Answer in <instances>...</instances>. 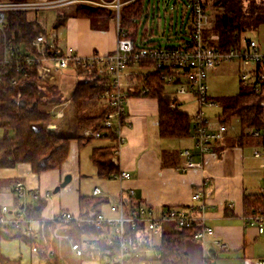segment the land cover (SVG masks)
Here are the masks:
<instances>
[{
	"label": "crops",
	"instance_id": "obj_1",
	"mask_svg": "<svg viewBox=\"0 0 264 264\" xmlns=\"http://www.w3.org/2000/svg\"><path fill=\"white\" fill-rule=\"evenodd\" d=\"M61 26V39L57 37L61 46L70 44L81 55L86 56L93 51L108 53L115 48L116 33L112 19L102 25L97 19L69 16ZM126 69L122 85L130 83V90L136 89L134 76L143 69L138 67V64H131ZM51 75L54 81L53 70ZM74 75L73 87L79 78L77 72ZM73 87H69L71 89L65 92L68 94ZM123 90L127 93L124 103L125 123L121 127L123 142L115 154L118 171L129 172L128 178H112L111 174L109 177H101L91 161L93 149L113 144L112 140L98 138L97 143L87 146L91 140L80 145L73 139L69 143L67 157L57 168L34 172L28 162H18L13 167H8L3 173L5 179L0 177V206L7 205L10 211L20 209L28 212V207L34 205L39 208L41 218H51L61 209L69 210L78 216L79 197L90 195V187L98 186L102 190L101 197L106 199L100 207V212L107 217L116 216L109 206L120 193L123 197L124 215H128L130 209L139 204L153 207L157 214L171 206L186 208L194 215L202 214L205 224L213 227L214 232L206 235L203 241L194 237L185 240L189 264H204L210 260L218 264H253L257 257L264 256V233H258L255 225L245 221L248 212L244 209L243 197L245 194L259 191H249L244 183L246 170L250 168L246 166V137L239 138L238 133H231L227 127L222 138L214 143L213 150L204 155L200 167L183 170L185 160L180 151L183 148H193L192 136L160 137L157 100L149 96L133 95L128 88ZM187 100L184 103L177 101L178 107H185ZM69 107L70 102L67 99L62 104L41 106V109L64 113ZM198 110L197 107L196 112ZM257 144L256 140L252 151L259 149ZM196 159L198 160L197 156ZM67 175L70 176L69 181L61 186L63 189L60 187L54 191ZM263 177L264 171L260 186ZM1 180L8 182V185L5 186V182L3 186ZM16 181H22L28 191L36 189L39 199L34 201L29 192L23 196L25 198L16 196L12 190ZM82 182L87 185L86 192L80 190ZM128 189H132L133 194H128ZM197 191L201 192V197L192 199V194ZM57 229L67 232L61 226H57ZM178 229L172 222H166L163 226L164 232H174ZM4 234L0 235V259L16 261L18 264H39L37 254L31 250V244L23 238ZM139 235L143 244V247H140L142 256L153 257L158 251L156 242L153 241L158 238L160 242L161 237L152 235L144 226ZM215 240L221 241L224 246H219ZM73 244L74 242L67 238L54 241L55 254L60 263L101 264L98 259H82L74 252ZM26 247L29 251L25 250Z\"/></svg>",
	"mask_w": 264,
	"mask_h": 264
},
{
	"label": "trees",
	"instance_id": "obj_2",
	"mask_svg": "<svg viewBox=\"0 0 264 264\" xmlns=\"http://www.w3.org/2000/svg\"><path fill=\"white\" fill-rule=\"evenodd\" d=\"M120 1V26L126 32L125 36L133 41L134 50L177 46L159 45L151 37L155 31L153 28L148 29L147 22L151 15V2L154 0ZM212 3L215 13L210 27L204 31V39L221 50L227 51L240 47L245 30L255 29L264 24V0H212ZM67 7H69L67 12L63 10L58 13L54 27L57 28L65 23L69 16L97 19L102 25L111 19L114 20L115 17L114 9L107 6L76 3ZM191 16L192 9L187 0V7L181 15L180 24H176L172 16L169 18L170 21H175L170 25V29L175 30L174 33L171 31V34H175L176 40L182 41L180 45L188 41L191 34ZM39 33H45V29L35 18H30L26 11H8L3 25L0 26V58L4 41L13 34L16 35L17 42H27ZM178 33H184L186 37L176 36ZM131 64L134 63L130 62L129 65ZM138 67L143 69L145 64L140 63ZM72 69L77 72L79 78L68 94L65 91L66 94L62 93L57 82L39 77L35 66L28 68L27 75L17 76V73L11 71L10 76L14 74L17 77L14 84L11 83L9 75L0 73V130L2 131L0 167H13L18 162H28L34 172L57 168L67 157L70 141L77 140L80 145L89 142L92 138H85L82 130L93 127L104 133L103 138L113 142L108 146L94 148L91 153L90 158L97 167L98 175L109 177L111 173L118 171L117 154H115L117 144L112 136L113 129L103 124L107 113L112 110L103 104L102 97L105 90L110 87V74L105 68ZM134 77L136 80L133 83L137 88L130 90L129 83L121 85L122 89L128 88L133 95L149 96L157 100L160 137L190 136L192 115L180 110L178 103L176 106H171V102H177L176 97L167 93L164 80L156 74L142 76L137 73ZM239 83L238 93L212 98L221 107L216 115L218 121H222L228 127L233 119H238L241 129L237 136L245 138L249 137L246 135L247 128L261 125L262 109L259 102L264 97V91L256 93L241 80ZM145 87H148V90L144 93ZM67 99L70 102L72 127L65 130L55 126L49 128L48 124L54 120V115L51 111L41 109V106L59 105ZM68 130L71 131L65 133ZM105 201L106 199L101 196L81 195L77 219L67 224L48 222L46 227H63L71 235L74 244L81 248L82 259L102 260L111 251V246L107 245L104 237L108 235L110 229L109 227L95 229L91 219L100 213V207ZM243 201L247 214L264 209V195L259 191L245 194ZM38 206L40 207L41 204ZM38 211L39 208L31 205L26 213L38 218ZM198 228L193 225L188 228H179L174 232H163L160 242L155 246L160 252V257L157 259L159 264H189L184 244L186 239L193 237ZM141 231H143L142 223L136 226L125 223L124 234L129 244L137 248L143 247L142 240L139 238ZM4 233L6 232L0 227V235L4 236ZM12 235L32 244L31 239L19 233ZM47 257V264H60L56 254ZM0 264H18V262L1 258Z\"/></svg>",
	"mask_w": 264,
	"mask_h": 264
},
{
	"label": "built area",
	"instance_id": "obj_3",
	"mask_svg": "<svg viewBox=\"0 0 264 264\" xmlns=\"http://www.w3.org/2000/svg\"><path fill=\"white\" fill-rule=\"evenodd\" d=\"M192 9L190 20L191 34L188 41L174 47H156L134 50L133 41L126 37L119 20L120 0H0V26L3 25L8 11H26L30 18L31 14L44 9L64 7L76 3L96 4L111 7L115 11L114 24L116 33L115 48L108 53L93 51L89 55L79 54L75 48L66 44L61 46L56 36H46V33H39L30 38L27 42H17L13 34L4 41L2 57L0 58V73L9 75L11 83H16L17 77L10 74L13 71L18 75H27L28 68L35 66L39 77L52 81V68H105L110 74V87L105 90L102 97L104 105L110 110L103 122L105 127L113 129L114 142L117 144L115 153H118V146L123 142L121 127L125 123L124 103L127 93L122 89V78L125 69L130 62L134 64L144 63L140 75H158L164 80L165 85L176 84L177 94H191L194 96L199 110L192 115L191 133L194 140L193 148H183L180 154L184 157L185 168L200 167L205 154L213 150L214 143L220 140L227 130L222 121L217 123L209 121L202 114L201 107L204 104L214 105L216 102L208 94L207 79L210 71L226 61L237 59L240 63V80L249 85L253 91L260 93L264 91V51L260 45L247 37L242 38V44L238 48L227 51L221 50L216 45L205 41L204 31L210 27L213 20L212 0H188ZM35 18V17H34ZM26 43V44H25ZM1 80V76H0ZM148 87L143 89L145 93ZM177 101V100H176ZM178 102H171L176 106ZM259 106L262 109V121L260 126L249 127L246 135L255 138L261 149L253 151V156L260 159V165L264 168V97L260 100ZM54 120L51 124L62 120V111H51ZM214 123L216 125H214ZM85 138H103L104 133L93 127L82 130ZM198 160L196 159V156ZM129 172L119 170L111 173L112 178H128ZM205 184L206 181H203ZM16 196L22 197L28 194L32 199L38 200L39 193L36 189L27 190L22 181H16L12 187ZM259 192L264 195V177L259 187ZM133 194L132 189L127 190ZM91 196H101L102 190L98 186H91ZM201 192L192 194V199H199ZM122 193L114 199L109 206L110 211L116 216L107 217L101 212L91 219L95 229L101 230L109 227L110 232L105 235V242L111 246L109 255L100 260L101 264H159L160 252L147 258L142 256L140 248L129 244L124 234L125 223L136 226L142 223L144 228L154 236L161 237L163 226L166 222H172L176 228H188L193 225L199 228L194 232L193 237L201 241L206 235L213 234V227L206 225L204 216L194 215L186 208L168 207L160 214H157L153 207L147 204H139L130 209L128 215H124L122 206ZM202 208V205H201ZM77 219L73 212L65 209L59 210L51 218L33 217L27 215L24 210L10 211L7 205L0 206V227L10 234L19 233L32 240L31 250L37 254L39 264H47V256L54 255L53 243L56 239L67 238L73 241L68 233L46 227V223L67 224ZM248 224L255 225L258 233H264V209L259 212H252L245 216ZM215 243L223 247L224 244L215 240ZM77 255L81 254V248L72 245ZM62 264V263H60ZM204 264H218L214 260L205 261ZM253 264H264V256L257 257Z\"/></svg>",
	"mask_w": 264,
	"mask_h": 264
},
{
	"label": "rangeland",
	"instance_id": "obj_4",
	"mask_svg": "<svg viewBox=\"0 0 264 264\" xmlns=\"http://www.w3.org/2000/svg\"><path fill=\"white\" fill-rule=\"evenodd\" d=\"M154 1L151 2V6H150L151 15L147 22L148 29L153 28L155 31V33L151 37L155 39L159 45H162V46L180 45L182 41L176 40L175 34L174 35L171 34V31L174 33L175 30L173 29L171 30L170 25L175 23V21H176V24H180L181 15L187 7V0H170L168 5H165L164 0H154ZM154 8L156 9L154 10ZM157 8L159 10L158 12H157ZM68 9L69 7L66 8V6H64V8L63 7L49 8V9L39 10L31 15L33 18L35 17L36 21L40 23V25L43 26L47 37L49 36L60 37L62 36V32H63L62 26L59 25L56 28L53 26V24L56 22L58 13L63 12V10L64 12H67ZM170 16H172L175 21L173 22L172 20L170 21L169 20ZM176 36L186 37V34L178 33V35ZM242 36L256 41L260 45L261 50L264 51V24L259 25L255 29L245 30ZM52 70L55 73L54 81L58 83L62 93L64 91H68V89H71L69 87H73V83H74L73 76H75L74 75L75 72L73 70H71L68 67L63 68V69H56L53 67ZM126 71L127 69H125V72ZM239 75H240V63L237 59H233L231 61H226L224 63H221L220 65L215 67L212 71H210L208 75V79H207L208 94L211 97L218 98L221 96L234 95L238 93L239 88H240ZM176 87H177L176 84L166 85V91H168L167 93H169L173 97H176V100L181 103H184L185 100L191 98L190 100L186 101L185 107L182 106L179 109L185 111L186 113L190 115L195 114L198 104L194 96L188 93L177 94L175 92ZM61 107L63 108V105ZM200 109L202 111V114L205 117H207L209 121H213L215 123L218 122V117H216V114L219 113L221 110V107L218 104H214V105L204 104L202 105ZM63 114H64L62 116L63 120H61L60 122H58V124L56 123L53 126L58 127L59 129L65 130L66 128L72 127L71 126L72 114L70 112V107L68 109H65ZM228 129L230 130L231 133L239 134V131L241 128H240L238 119L236 118L233 119L231 123L228 124ZM71 130L65 131V133H68ZM1 134H2V131L0 130V135ZM97 139L98 138L91 139V141L88 143L87 146L97 143L98 142ZM245 140H246L245 146L247 147L245 148V156L247 158L246 166H249L250 168L246 170L244 183L245 185L248 186L249 188L248 190L253 192V191L259 190L258 187L260 186V181H261V177H262L264 170L259 165L260 159L252 155V152H253L252 150L256 146L255 138L249 136V137H246ZM257 147L261 149L260 145L258 144H257ZM5 170H8V167H0V177L3 176L4 179L5 177L3 173L5 172ZM1 181H2L1 183H3V186H4L6 181L4 180H1ZM7 185H8V182H6L5 186ZM62 189L63 187H61V190ZM80 190L81 192H86L87 185H85V183L82 182L80 186ZM20 198H25V197L22 196ZM155 239H154L155 241L153 242H156L155 244L157 245L159 243V239L158 238H155ZM25 250L29 251V248L26 247ZM149 252H151V250H149Z\"/></svg>",
	"mask_w": 264,
	"mask_h": 264
},
{
	"label": "water",
	"instance_id": "obj_5",
	"mask_svg": "<svg viewBox=\"0 0 264 264\" xmlns=\"http://www.w3.org/2000/svg\"><path fill=\"white\" fill-rule=\"evenodd\" d=\"M168 2H169V0H165V5H167ZM48 127L49 128H53L54 126H53V124L49 123L48 124ZM69 177H70L69 175L65 176L63 178V180L54 188V191H56L57 189H59L61 186H64L69 181Z\"/></svg>",
	"mask_w": 264,
	"mask_h": 264
}]
</instances>
